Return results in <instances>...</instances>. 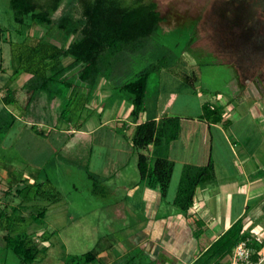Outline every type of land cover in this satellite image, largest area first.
Wrapping results in <instances>:
<instances>
[{
	"label": "rangeland",
	"instance_id": "rangeland-1",
	"mask_svg": "<svg viewBox=\"0 0 264 264\" xmlns=\"http://www.w3.org/2000/svg\"><path fill=\"white\" fill-rule=\"evenodd\" d=\"M152 1L163 21L151 35L148 53L131 55L130 71L136 72L170 50V66L148 77L140 113L177 117L176 135L166 152L172 162L170 196L186 166L199 167L210 161L213 167H237L234 159L242 154L252 166L254 160L261 163L264 158V127L256 120L261 110L264 114V0ZM68 9L76 17L77 6L67 0L61 1L52 17ZM24 21L14 22L8 0H0V88L10 86L17 100L16 107L10 108L16 119L0 139V207L18 206L15 188L23 185L17 181L19 176L29 183L42 182L40 187L49 200L28 202L11 217L23 214L26 220L44 211L38 227L31 224L26 229L37 246H47L33 264H85L71 256L106 243L122 244L133 227L128 215L113 220L108 215L111 208L105 206L123 198V186L133 181L135 155L123 136L128 132L115 122L98 123L105 117L102 108L113 109L118 103L125 108L128 101L117 86L100 78L92 88H77L72 94L63 89V97H53L54 102L39 92L24 111L25 46L30 36H44L56 45L60 39L53 27L45 33L43 27ZM162 56L163 64L168 58ZM255 79L262 81L255 97L262 109L252 105L255 98L245 94L247 87L256 85ZM237 80V86L242 85L239 89ZM102 84L110 87L104 95L98 92ZM216 120L219 127L213 123ZM31 124L41 134H35ZM88 128H93L88 135L79 134ZM51 198L56 199L52 202ZM25 226L20 222L16 228L22 233ZM42 231L47 240L40 239ZM0 264H19L1 240Z\"/></svg>",
	"mask_w": 264,
	"mask_h": 264
},
{
	"label": "trees",
	"instance_id": "trees-1",
	"mask_svg": "<svg viewBox=\"0 0 264 264\" xmlns=\"http://www.w3.org/2000/svg\"><path fill=\"white\" fill-rule=\"evenodd\" d=\"M61 1L8 0L14 22L24 24V20L28 19V25H39L44 28L45 33L53 27L60 34L58 45L44 36H30L31 41L25 46L28 55L24 58V72L28 77L21 85L24 92L21 107L27 111L39 92H43L46 100L50 101L55 96L63 97V89L72 94L77 88H92L103 78L105 82L117 86L119 91L126 94L127 117L136 122L138 114L144 110L143 99L150 73L170 66L171 55L167 56L170 50L166 49L161 54H166L167 62L162 64V57L165 55H160L154 62L136 72L130 71L131 55L143 56L148 53L151 48V35L163 21L155 2L131 0L129 4H125L123 0H67L70 5L77 6L76 17L68 9L53 18L52 14ZM0 90L1 139L16 119L10 108L16 107L17 100L10 86L4 85ZM220 113L221 111L218 115ZM29 127L35 134H41V130L36 129L34 124ZM176 129L177 117L161 115L155 120L154 116H146L132 127L130 133L123 134L129 139L140 178H144L161 195L166 191L172 171V162L165 156V150L175 138ZM148 145H152L151 155L145 152ZM212 177L210 161L199 167L183 168L179 193L188 202L185 208L190 204L194 187ZM14 178L11 176L10 179ZM17 181L23 182V185L15 188L20 199L18 206L0 207V230L3 231L0 240L3 248L12 253L19 264H33L46 252L47 246H37L33 237L26 233V229L31 224L37 225L44 211L39 210L26 220L23 214L11 217L26 203L39 198L49 200V197L40 187L42 182L29 183L20 176ZM31 187L35 189L31 190ZM55 199L51 198L50 201ZM20 222L26 224L22 233L16 228ZM242 226L241 219L233 221L202 252L198 263L208 264L229 253L239 240L246 238L247 232ZM39 236L42 241L48 239L45 231ZM95 258V250L71 256L75 262L82 261L85 264H94ZM116 264H123L122 259L117 260Z\"/></svg>",
	"mask_w": 264,
	"mask_h": 264
},
{
	"label": "crops",
	"instance_id": "crops-1",
	"mask_svg": "<svg viewBox=\"0 0 264 264\" xmlns=\"http://www.w3.org/2000/svg\"><path fill=\"white\" fill-rule=\"evenodd\" d=\"M234 76L237 77L236 73ZM259 83L262 85V81L255 79L256 85L246 88V96L255 98ZM238 84L237 80L236 87L242 86ZM109 88L108 84H102L98 92L104 95ZM1 93L0 90V97ZM55 100L52 98L50 101ZM257 104L255 98L252 105ZM127 109L119 103L113 109L111 106L102 108L105 117L98 120L99 125L115 122L130 133L132 127L146 116H154L155 120L161 116L159 112L144 116L140 112L136 122H132L127 117ZM256 115V120L262 121L264 127L262 110ZM213 123L219 127L218 120ZM88 129L79 134L88 135L93 128ZM149 146L146 153L152 154ZM247 158L242 154L239 159H234L237 167L212 166L213 177L194 187L187 208V200L179 193L182 177L170 196L167 194L168 185L161 195L144 178H140L137 167H132L133 181L123 186L124 197L105 206L111 208L107 213L113 220L127 218L128 215L133 227L125 233L122 244L106 243L105 247L96 248L94 264H116L121 259L123 264H199L202 252L237 219L242 220V229L247 232L244 239L252 248V259H259L258 264H261L264 259V158L261 163L254 160L252 166L247 165Z\"/></svg>",
	"mask_w": 264,
	"mask_h": 264
},
{
	"label": "built area",
	"instance_id": "built-area-1",
	"mask_svg": "<svg viewBox=\"0 0 264 264\" xmlns=\"http://www.w3.org/2000/svg\"><path fill=\"white\" fill-rule=\"evenodd\" d=\"M252 254L248 240L242 239L233 246L229 253L208 264H258L259 259H252Z\"/></svg>",
	"mask_w": 264,
	"mask_h": 264
}]
</instances>
